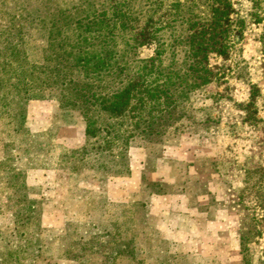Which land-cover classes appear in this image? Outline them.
I'll return each instance as SVG.
<instances>
[{"label": "rangeland", "instance_id": "1", "mask_svg": "<svg viewBox=\"0 0 264 264\" xmlns=\"http://www.w3.org/2000/svg\"><path fill=\"white\" fill-rule=\"evenodd\" d=\"M107 2L0 0V264H264V0H231L184 117L111 149L41 73L56 14Z\"/></svg>", "mask_w": 264, "mask_h": 264}, {"label": "trees", "instance_id": "2", "mask_svg": "<svg viewBox=\"0 0 264 264\" xmlns=\"http://www.w3.org/2000/svg\"><path fill=\"white\" fill-rule=\"evenodd\" d=\"M231 8V0H154L142 7L108 0L71 20L59 12L48 27L51 46L59 48L55 64L41 72L45 86L69 96L83 115L85 137H99L106 149L160 136L186 115L188 96L210 83V57L225 52L237 24L229 20ZM149 43L154 55L136 58L135 50Z\"/></svg>", "mask_w": 264, "mask_h": 264}]
</instances>
